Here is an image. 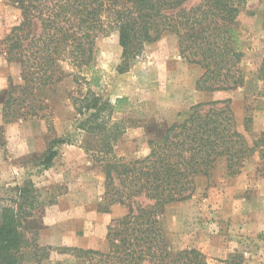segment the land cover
I'll list each match as a JSON object with an SVG mask.
<instances>
[{
    "label": "trees",
    "instance_id": "16d2710c",
    "mask_svg": "<svg viewBox=\"0 0 264 264\" xmlns=\"http://www.w3.org/2000/svg\"><path fill=\"white\" fill-rule=\"evenodd\" d=\"M4 1L22 16L2 40L6 60L20 63L22 84L7 92L3 121L37 116L43 108L40 92L64 77L85 82L86 93L77 99L78 113L84 116L79 127L97 140L96 148L85 151L104 172L99 210L113 204L128 209L108 226L106 251L76 247L66 251L88 264H208L196 248L175 250L160 216L168 204L190 198L196 178H210L220 159L228 176L254 158L264 172V131L248 139L251 117L243 118L241 130L230 98L205 100L191 105L181 120L152 129L144 156L132 160L116 156L113 145L123 127L111 122L110 114L125 109L120 104L126 97L111 103L91 90L101 81L95 65L96 39L117 32L121 47L117 72L123 74L143 57L146 44L165 33L174 34L180 57L203 70L195 82L197 91L235 90L245 80L240 67L245 45L238 22L244 0ZM32 22L38 24L36 31ZM257 80L264 91V53ZM55 154L50 149L46 162ZM18 189L16 207H6L2 213L0 264H22L23 250L29 246L21 218L29 187Z\"/></svg>",
    "mask_w": 264,
    "mask_h": 264
},
{
    "label": "rangeland",
    "instance_id": "374dc122",
    "mask_svg": "<svg viewBox=\"0 0 264 264\" xmlns=\"http://www.w3.org/2000/svg\"><path fill=\"white\" fill-rule=\"evenodd\" d=\"M21 20L17 7L0 0V222L3 209L16 207L18 188L26 185L29 198L21 218L29 246L22 264H88L66 249L106 251L108 226L128 209L113 204L99 210L104 172L85 151L96 148L97 140L79 127L84 116L78 113L77 99L86 93L85 82L64 77L40 92L43 108L37 116L3 121V100L22 80L20 63L6 60L2 40ZM238 22L245 45L240 64L245 80L228 91L195 89L203 70L180 57L174 34L146 44L143 57L123 74L117 72V32L96 39L101 81L91 90L111 103L126 97L120 104L125 109L110 114L111 122L123 127L113 145L116 156H144L152 129L181 120L191 105L205 100L230 98L241 130L243 118L251 117L248 139L264 131V91L257 80L264 53V0H244ZM37 28L32 22V30ZM50 149L56 154L46 162ZM195 183L190 198L168 204L160 216L172 247L196 248L208 264H264V172L258 160L246 161L236 175L228 176L220 159L210 178L201 176Z\"/></svg>",
    "mask_w": 264,
    "mask_h": 264
}]
</instances>
